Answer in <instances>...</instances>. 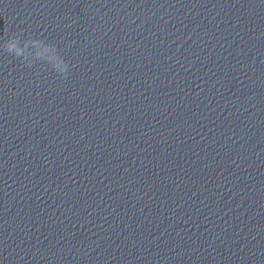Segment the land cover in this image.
<instances>
[{"label": "water", "instance_id": "water-1", "mask_svg": "<svg viewBox=\"0 0 264 264\" xmlns=\"http://www.w3.org/2000/svg\"><path fill=\"white\" fill-rule=\"evenodd\" d=\"M263 51L264 0H0V198L106 126Z\"/></svg>", "mask_w": 264, "mask_h": 264}, {"label": "clouds", "instance_id": "clouds-1", "mask_svg": "<svg viewBox=\"0 0 264 264\" xmlns=\"http://www.w3.org/2000/svg\"><path fill=\"white\" fill-rule=\"evenodd\" d=\"M11 48H12V46H11V45H9V51L11 50Z\"/></svg>", "mask_w": 264, "mask_h": 264}]
</instances>
